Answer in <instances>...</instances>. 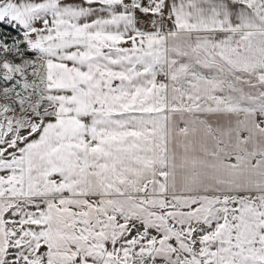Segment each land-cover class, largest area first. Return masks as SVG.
I'll return each mask as SVG.
<instances>
[{"label":"snow or ice","instance_id":"1","mask_svg":"<svg viewBox=\"0 0 264 264\" xmlns=\"http://www.w3.org/2000/svg\"><path fill=\"white\" fill-rule=\"evenodd\" d=\"M0 264H264V0H0Z\"/></svg>","mask_w":264,"mask_h":264}]
</instances>
